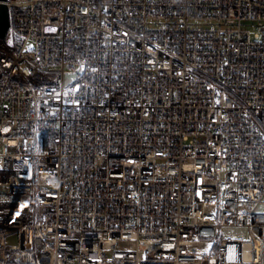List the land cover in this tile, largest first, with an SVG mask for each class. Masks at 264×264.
I'll return each mask as SVG.
<instances>
[{
	"label": "built area",
	"instance_id": "1",
	"mask_svg": "<svg viewBox=\"0 0 264 264\" xmlns=\"http://www.w3.org/2000/svg\"><path fill=\"white\" fill-rule=\"evenodd\" d=\"M1 2L0 264H264V0Z\"/></svg>",
	"mask_w": 264,
	"mask_h": 264
},
{
	"label": "water",
	"instance_id": "2",
	"mask_svg": "<svg viewBox=\"0 0 264 264\" xmlns=\"http://www.w3.org/2000/svg\"><path fill=\"white\" fill-rule=\"evenodd\" d=\"M9 27H10L9 7L5 2H1L0 3V38H4L6 36Z\"/></svg>",
	"mask_w": 264,
	"mask_h": 264
},
{
	"label": "rangeland",
	"instance_id": "3",
	"mask_svg": "<svg viewBox=\"0 0 264 264\" xmlns=\"http://www.w3.org/2000/svg\"><path fill=\"white\" fill-rule=\"evenodd\" d=\"M11 29L9 30L8 34H7V41L11 42ZM257 210H264V203H261L259 205L256 206ZM223 233L227 236H231V237H237V236H245V232L243 230L240 229H236V228H227L223 231ZM8 241L10 243H15L16 240L15 238H9Z\"/></svg>",
	"mask_w": 264,
	"mask_h": 264
},
{
	"label": "snow or ice",
	"instance_id": "4",
	"mask_svg": "<svg viewBox=\"0 0 264 264\" xmlns=\"http://www.w3.org/2000/svg\"><path fill=\"white\" fill-rule=\"evenodd\" d=\"M83 70H84V69L82 68L81 71H83ZM93 70H95V69H93Z\"/></svg>",
	"mask_w": 264,
	"mask_h": 264
}]
</instances>
